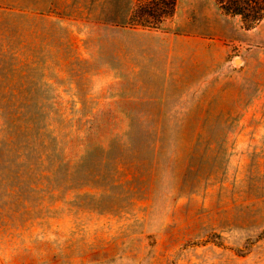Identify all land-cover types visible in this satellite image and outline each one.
Returning <instances> with one entry per match:
<instances>
[{"label":"rangeland","instance_id":"obj_1","mask_svg":"<svg viewBox=\"0 0 264 264\" xmlns=\"http://www.w3.org/2000/svg\"><path fill=\"white\" fill-rule=\"evenodd\" d=\"M135 2L0 0V264H264V17Z\"/></svg>","mask_w":264,"mask_h":264},{"label":"trees","instance_id":"obj_2","mask_svg":"<svg viewBox=\"0 0 264 264\" xmlns=\"http://www.w3.org/2000/svg\"><path fill=\"white\" fill-rule=\"evenodd\" d=\"M177 0H136L130 14L133 26L159 28L176 9ZM227 14L239 15L246 29L255 28L264 17V0H215Z\"/></svg>","mask_w":264,"mask_h":264},{"label":"crops","instance_id":"obj_3","mask_svg":"<svg viewBox=\"0 0 264 264\" xmlns=\"http://www.w3.org/2000/svg\"><path fill=\"white\" fill-rule=\"evenodd\" d=\"M189 40H191V39H189ZM190 44L191 43H189V45ZM193 49H194V51H193ZM203 50H204L205 55H219L218 52H217L218 49H216L214 47V45L211 46L208 43H205V45H203ZM196 52L197 51H195V46L193 45V46L188 47L185 50H184V48L183 49H181V48L180 49H176L175 52H174V54L175 55H187V54L192 55V54H194Z\"/></svg>","mask_w":264,"mask_h":264}]
</instances>
